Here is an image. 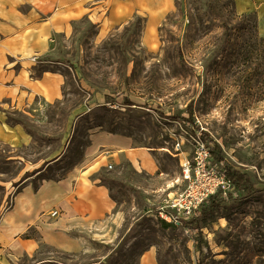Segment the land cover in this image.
I'll use <instances>...</instances> for the list:
<instances>
[{"label": "rangeland", "instance_id": "rangeland-1", "mask_svg": "<svg viewBox=\"0 0 264 264\" xmlns=\"http://www.w3.org/2000/svg\"><path fill=\"white\" fill-rule=\"evenodd\" d=\"M251 14L256 28L244 17ZM142 26L136 18L99 41L96 28L80 21L72 34L53 35L47 40L50 53L34 58L32 73L66 74L63 98L52 104L36 100L28 115L5 113L6 122L22 123L32 134V143L18 150L0 144V197L10 182L17 191L26 163L43 166L39 152L51 157L64 152L53 171L59 179L83 160L84 144L99 130L150 150L157 166L155 172L152 163L148 172H140L122 160L107 167L101 178L116 212L74 233L85 250L73 254L43 244L34 259L22 264H138L151 248L159 264L264 261V61L254 51L264 39V0H176L153 52L142 44ZM126 99L132 105L124 104ZM172 117L192 119L258 189L224 200L198 230L165 225L157 216L162 201L185 188L180 160L193 151L196 136L190 123ZM12 156L24 163L5 164ZM11 207L9 200L6 210Z\"/></svg>", "mask_w": 264, "mask_h": 264}, {"label": "crops", "instance_id": "crops-1", "mask_svg": "<svg viewBox=\"0 0 264 264\" xmlns=\"http://www.w3.org/2000/svg\"><path fill=\"white\" fill-rule=\"evenodd\" d=\"M175 5L176 0H0V144L18 150L32 143L22 125L5 121L7 111L28 115L36 100L52 104L64 96L66 74L48 71L34 77L32 73L39 57L50 53L47 40L53 35H70L74 24L87 21L96 28L97 39L104 41L141 18L142 44L153 52L159 48L160 29ZM90 141L83 160L63 179L44 181L38 191L26 180L19 193L13 191V183L5 185L0 197V264L34 259L43 244L82 253L85 244L74 233L116 212L110 189L101 178L106 168L126 160L140 172H148L151 163L153 172L157 170L154 154L134 146L128 137L99 130L90 135ZM10 159L24 163L19 156ZM25 165V176L38 169ZM9 200L12 207L6 210ZM52 211L59 216L51 217ZM32 231L38 236H32ZM138 264H159L156 251L148 249Z\"/></svg>", "mask_w": 264, "mask_h": 264}, {"label": "built area", "instance_id": "built-area-1", "mask_svg": "<svg viewBox=\"0 0 264 264\" xmlns=\"http://www.w3.org/2000/svg\"><path fill=\"white\" fill-rule=\"evenodd\" d=\"M193 139V151L180 160L181 182L185 188L173 197L165 198L158 207L157 216L165 224L183 227L184 220L198 217L203 206L213 195L227 200L237 195L234 185L223 173L222 164L217 163L208 146L197 131ZM183 143L178 144L181 148ZM51 217L59 216L52 211Z\"/></svg>", "mask_w": 264, "mask_h": 264}, {"label": "trees", "instance_id": "trees-1", "mask_svg": "<svg viewBox=\"0 0 264 264\" xmlns=\"http://www.w3.org/2000/svg\"><path fill=\"white\" fill-rule=\"evenodd\" d=\"M244 17L250 18V19H248V21L251 22L252 28L257 27L258 23H257V19H256L254 14L244 15ZM254 18H255V25H254V20H253ZM256 44L258 45L259 49L254 48V51H260V53L263 56V61H264V39H260L259 42H257ZM44 72H48V70L40 69V70L34 71L33 76L34 77H41V75ZM105 98L107 99L108 96H106ZM124 104L132 105V103L130 101H128V99H126L124 101ZM188 113H189V116L193 115L192 105L189 107ZM172 119L173 120H183L184 122L190 123V125L193 128L194 133H196L197 131H200V133H201L200 136H201L202 141L206 143V145L209 148L211 155L214 157L216 162L222 164L223 173L226 176V178L232 182V184L235 187L236 192L246 191L248 194H255L258 192V189L255 187V185L251 181L250 175L247 173H242L241 171L236 169L233 165H231L229 162H227L225 160V158L223 157L221 145H219L218 143L213 142V141L208 142L207 140L209 139V134L206 133L205 131H202L197 125H195V123H192V119H190V118L186 119V118H180V117H172ZM19 124L22 125V123H19V122H15L13 125H19ZM26 132L29 133L30 135H32L29 131H26ZM90 142L91 141L89 138L87 143L84 144L83 148L84 149L87 148L90 145ZM79 153H80V151L78 152V154ZM52 154L53 153L44 155V154H41V152L38 153V155H39L38 161H42L43 166L41 168L33 171L32 173H28L24 179L20 180L17 183V186H19V185L20 186L18 187L16 193L21 192V190L25 184V181L30 179V178H33V179H31L30 183L32 184L34 191H38L40 189V187L42 186L44 181H50V180L59 181L66 176V174L69 170H71L73 167H75L76 165H78L80 163V162L75 163L74 166H72L70 169H68V171L63 176H61L59 179H56L54 177V174H53L54 167L59 166V164L62 162V159L65 157V155H64V152H62L59 156L51 157ZM48 158H50V159L48 160ZM17 162H19V161L18 160H12V159H10V157L5 158V164H12V163H17ZM225 202L226 201L220 199L218 197V195L211 196L209 198L208 202L203 206L201 214L198 215V217H196L195 220H193L189 223H184V227L192 228V229L196 228L197 230L200 229V227L198 225L201 222L206 221V220L214 217L215 214L220 210V208L222 207V205ZM188 224H191V225L188 226ZM165 225H167V224H165ZM146 251H144V252H146ZM53 262L44 263V264H53ZM239 264H241V263H239ZM257 264H264V261L260 260Z\"/></svg>", "mask_w": 264, "mask_h": 264}]
</instances>
